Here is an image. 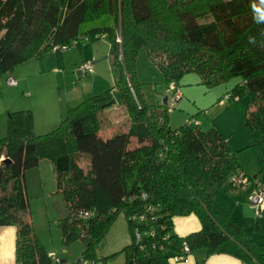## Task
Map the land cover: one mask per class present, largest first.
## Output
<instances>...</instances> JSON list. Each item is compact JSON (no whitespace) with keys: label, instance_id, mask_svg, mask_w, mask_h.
Wrapping results in <instances>:
<instances>
[{"label":"trees","instance_id":"obj_1","mask_svg":"<svg viewBox=\"0 0 264 264\" xmlns=\"http://www.w3.org/2000/svg\"><path fill=\"white\" fill-rule=\"evenodd\" d=\"M253 3L264 7L260 0H0V77L29 59L100 38L109 41L117 71L113 87L69 107L47 133L35 132L31 110L8 111L0 138V226L16 229L15 264H64L48 257L30 217L25 172L43 159L53 162L66 209L58 222L62 240L84 243L79 261H102L91 250L121 210L131 234L123 264H175L174 256L188 255L183 241L190 253L203 247L205 256L264 264V243L246 240L231 207L213 200L219 188L234 187V173L264 183V24L255 22ZM141 48L168 84L178 86L187 72L208 87L238 78L228 95L248 96L244 125L257 150L256 174L243 170L216 127L203 130L190 119L171 129L168 105L145 103L136 68ZM114 89L128 116L104 136L99 113L113 105ZM190 214L201 227L180 237L173 218Z\"/></svg>","mask_w":264,"mask_h":264},{"label":"rangeland","instance_id":"obj_2","mask_svg":"<svg viewBox=\"0 0 264 264\" xmlns=\"http://www.w3.org/2000/svg\"><path fill=\"white\" fill-rule=\"evenodd\" d=\"M109 48V41L106 38H100L95 41L85 40L81 47H72L62 52L61 55L54 52L49 53L55 56L58 54L66 63V72L63 78L54 72L43 73L51 82V95L57 102L59 109L56 110H61V114L59 113L58 120L55 126H52L53 128L38 130L34 126L37 134H44L56 128L69 107H73L91 95L101 93L114 86L117 71L112 68L108 58ZM84 61L92 62L94 70L92 69L93 72L90 71L85 77H79L75 75L76 73L74 74L73 69L76 64L79 65ZM29 67L31 70L35 67V72L38 71L37 66L30 65ZM136 68L137 78L142 83L143 98L147 105L160 104L167 97L168 123L171 129L180 127L190 119L198 123L203 130L218 127L235 149L241 163L242 161L243 163L245 161L251 162L254 171L258 169L255 147L249 146L237 150L239 148L237 145H244V142L251 144L253 141L252 132L244 125L248 101L247 94H242L236 98L228 95L238 83L237 77L208 87L200 81L197 73L187 72L177 84V88L182 94L172 105L171 100L174 95L173 89L170 87L171 83L168 84L163 81L159 68L149 59L144 48H141L137 53ZM1 78L6 80V74L2 75ZM49 81H47L48 84ZM86 91L92 92L87 96H83L82 100H74L78 94ZM113 101L111 107L101 110L99 113L101 120L100 133L104 136L111 133L117 124L122 125L128 116L118 89L113 90ZM111 108L112 111L106 112ZM45 130L48 131L45 132ZM80 166L84 168L87 166L85 158L81 160ZM249 171L253 173L252 170ZM25 181L33 229L45 250L52 252L59 262L63 260L64 264H82L79 259L84 250L83 241L79 238H73L68 243H64L62 240L58 222L66 215V209L62 196L56 193V170L53 162L50 159H44L40 161L37 167L26 170ZM235 192H239L235 187H221L214 194L215 200L214 198L213 200L215 202L221 199L229 203L233 200L232 193ZM242 194L245 193L242 192ZM246 201L236 206L234 211L236 218L234 215L233 217L243 224L246 230L245 237H255L258 239L256 241L264 242V207L261 208V214H258L257 210L251 206L249 197ZM178 217L182 216L173 218V229L177 235L184 237L191 232L184 235L178 232L176 227L181 225L179 221H176ZM258 225H260V229ZM200 227L201 224L194 231H198ZM130 242L131 234L127 219L124 212L120 210L114 221L104 232L101 242L97 243L91 250V254L102 260L104 264H123L125 262L123 248L129 245ZM192 253L193 258L199 257L202 256L201 253L206 254V249L203 247L196 248ZM9 261L15 264L14 254H12Z\"/></svg>","mask_w":264,"mask_h":264},{"label":"crops","instance_id":"obj_3","mask_svg":"<svg viewBox=\"0 0 264 264\" xmlns=\"http://www.w3.org/2000/svg\"><path fill=\"white\" fill-rule=\"evenodd\" d=\"M30 65L37 66L38 71L35 72V67L34 69L31 70L29 67ZM92 69L94 70V66L92 67ZM65 70H66V63L63 61L62 57H59L58 54L57 56H55L54 54H47L41 58L29 59L24 64L22 63L18 65L16 68H14L12 72L8 75L14 78L16 81V84L13 86L8 85L6 83V80L0 77V138L6 134V130H7L6 114L8 111L11 110H19V109L31 110L34 118V126L36 129L38 128V130L53 128L55 126L58 120L59 113L61 114V110H56L59 108L57 106V102L55 101V98L53 97V95H51V82L49 81V78L43 75V73L54 72L57 73L58 75H61V78H63V75L66 72ZM73 72L75 74L74 69ZM47 81H49V84L47 83ZM55 82L57 83L58 81L56 80ZM90 92L92 91H86L84 93L78 94V96H76L74 100L76 101L82 100V98H84L83 96H87ZM112 110L113 109L111 108L106 112H110ZM217 129L220 131L218 127ZM47 131L45 130V132ZM38 133H43V132H38ZM220 133L222 134L221 131ZM247 143L248 142L246 143L244 142V145L241 144L237 145L239 146L237 150L239 149L242 150L244 147L252 146V143L251 144L250 143L247 144ZM250 163L251 162H246V161L245 163H243L242 161L241 165L243 167V170L247 174L252 176L256 174L258 169L254 171L255 169H253L252 167L253 164ZM249 170H252L253 173H250ZM256 180L258 181V178ZM238 191H239L238 193L236 192L232 193L233 200H231V202L229 203H226L221 199L215 201V203H223L225 205L230 206L232 209V215H234L235 218L236 215L234 211L236 206L248 200L249 194L252 192V186L248 185L246 189L244 190L238 189ZM242 192H244L245 194H242ZM176 219H177L176 221H179V224H181L178 225L179 227H176V229L182 235L197 230L200 226V221L198 217L193 214L178 217ZM258 228L260 229V225H258ZM245 236H246V230L244 233V238L246 240H253L256 243H260V241L259 242L256 241L258 239L255 237H250V236L245 237ZM15 237H16V229L14 226L11 225L0 226V264H12L9 260L12 254H14V258H15ZM192 254L193 253H189L187 256H185V258L182 261L176 262L175 264H253V263H248L236 256L227 253H213L207 256L201 253L202 256L194 257V258Z\"/></svg>","mask_w":264,"mask_h":264},{"label":"built area","instance_id":"obj_4","mask_svg":"<svg viewBox=\"0 0 264 264\" xmlns=\"http://www.w3.org/2000/svg\"><path fill=\"white\" fill-rule=\"evenodd\" d=\"M71 47H75L71 46ZM65 51V47L63 48ZM92 70V62L90 61H84L83 63L76 65L74 68L75 73L79 77H85L87 76L90 71ZM6 83L10 86H13L16 84V81L11 76L6 77ZM170 87L173 89V98L171 100L172 105L175 104V100L180 98L181 92L178 90L177 86L174 83H171ZM230 182H232L233 186L239 190H244L247 188V186L251 183L252 184V192L249 196V202L253 208L257 210L258 214H261V208L264 207V183L258 181L257 183H253L252 180L243 174V172L234 173L231 178ZM88 212H82L83 217L88 216ZM138 237V236H137ZM182 246L184 248V251L186 253H190V247L188 246V243L186 241L182 242ZM48 257L52 259H56L55 255L52 252L48 253ZM184 257L182 255L174 256L173 260L175 262L182 261ZM82 264H104L102 261H92L88 259H81Z\"/></svg>","mask_w":264,"mask_h":264},{"label":"clouds","instance_id":"obj_5","mask_svg":"<svg viewBox=\"0 0 264 264\" xmlns=\"http://www.w3.org/2000/svg\"><path fill=\"white\" fill-rule=\"evenodd\" d=\"M261 4L264 5V0H260ZM253 18L257 24H264V7H258L255 3L252 4ZM261 35L264 36V29H261ZM248 43L252 45L257 44L255 36L248 37Z\"/></svg>","mask_w":264,"mask_h":264},{"label":"water","instance_id":"obj_6","mask_svg":"<svg viewBox=\"0 0 264 264\" xmlns=\"http://www.w3.org/2000/svg\"><path fill=\"white\" fill-rule=\"evenodd\" d=\"M162 103L165 104V105H168L167 97H165V98L163 99ZM62 262H63V260H62Z\"/></svg>","mask_w":264,"mask_h":264},{"label":"bare ground","instance_id":"obj_7","mask_svg":"<svg viewBox=\"0 0 264 264\" xmlns=\"http://www.w3.org/2000/svg\"><path fill=\"white\" fill-rule=\"evenodd\" d=\"M49 253V252H48Z\"/></svg>","mask_w":264,"mask_h":264}]
</instances>
